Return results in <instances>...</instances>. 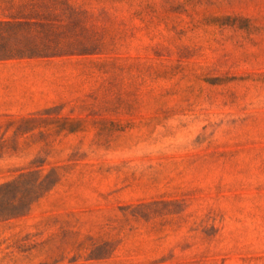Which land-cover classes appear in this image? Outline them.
Returning a JSON list of instances; mask_svg holds the SVG:
<instances>
[{"label": "rangeland", "instance_id": "374dc122", "mask_svg": "<svg viewBox=\"0 0 264 264\" xmlns=\"http://www.w3.org/2000/svg\"><path fill=\"white\" fill-rule=\"evenodd\" d=\"M0 264H264V0H0Z\"/></svg>", "mask_w": 264, "mask_h": 264}]
</instances>
